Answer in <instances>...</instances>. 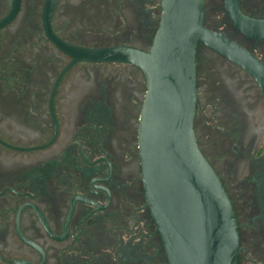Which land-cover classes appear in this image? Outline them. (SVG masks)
Segmentation results:
<instances>
[{
	"label": "flooded vegetation",
	"instance_id": "1",
	"mask_svg": "<svg viewBox=\"0 0 264 264\" xmlns=\"http://www.w3.org/2000/svg\"><path fill=\"white\" fill-rule=\"evenodd\" d=\"M163 14V0H0V264H170L141 154L149 93L182 85ZM203 28L251 56L197 44L194 132L234 208V261L264 264V0H204ZM98 50L111 55L83 52Z\"/></svg>",
	"mask_w": 264,
	"mask_h": 264
},
{
	"label": "water",
	"instance_id": "2",
	"mask_svg": "<svg viewBox=\"0 0 264 264\" xmlns=\"http://www.w3.org/2000/svg\"><path fill=\"white\" fill-rule=\"evenodd\" d=\"M163 9L158 49L166 69L178 67L183 76L177 92L168 85L151 90L144 108L141 154L147 202L170 264H237L240 236L234 208L194 132L197 44L219 49L225 44L229 55L237 47L203 28L204 0H163ZM83 52L96 58L111 55Z\"/></svg>",
	"mask_w": 264,
	"mask_h": 264
}]
</instances>
